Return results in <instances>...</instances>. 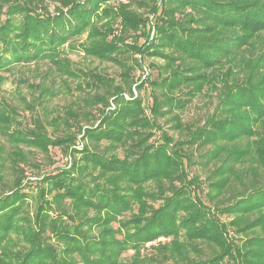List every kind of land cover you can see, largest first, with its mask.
Wrapping results in <instances>:
<instances>
[{
    "label": "trees",
    "instance_id": "1",
    "mask_svg": "<svg viewBox=\"0 0 264 264\" xmlns=\"http://www.w3.org/2000/svg\"><path fill=\"white\" fill-rule=\"evenodd\" d=\"M74 44L117 65L119 80L75 68L63 56ZM146 59L164 64L135 79ZM40 61L48 72H32L41 83L18 81L39 94L24 97L30 113L57 88L91 93L25 126L1 90L5 74ZM147 86L149 114L136 95ZM200 96L213 111L202 125L184 123L181 112ZM166 117L178 139L161 125ZM0 132L13 145L0 147V264H264V0H0ZM22 146L81 157L44 173L34 198ZM207 146L209 205L192 199L201 182L188 172L191 149Z\"/></svg>",
    "mask_w": 264,
    "mask_h": 264
},
{
    "label": "rangeland",
    "instance_id": "2",
    "mask_svg": "<svg viewBox=\"0 0 264 264\" xmlns=\"http://www.w3.org/2000/svg\"><path fill=\"white\" fill-rule=\"evenodd\" d=\"M135 1H141V0H135ZM49 11L51 13H54L55 10V4L50 3L49 4ZM133 8L136 9L138 12L143 13L145 16H149L148 8L146 7H138L136 3L133 4ZM155 35V29L153 27L152 30V36L153 38ZM86 36L82 38V40H76L79 42H82ZM63 56L69 59L73 64L75 68H80L83 70L87 69H97L98 71L109 75L110 77H113L117 80H119L121 69L115 65L112 62L107 61H101L100 59H97L95 57H89L85 55L83 50L78 45H73L68 47L65 46V50L63 52ZM135 58L139 59V56H135ZM154 63L157 67L161 68L164 64L162 60H155V59H146L143 61L142 66L143 68L137 67L135 71L133 72V75L135 79L142 77V79H148L149 75L152 74L153 76H156L157 69H153L148 67L150 63ZM35 68H40L44 72H48L46 70L47 65L45 61H40L37 64H30L29 66H24L21 68L16 69L13 71L12 74H5L8 79L2 86L1 94L3 97L8 100V102L15 106L20 113V120L24 122V125L30 124V118L31 115H40L44 122H50L52 118L56 117L57 115L61 114L66 106H68L71 103H74L81 95H88L91 93V90L89 88H85V90L82 92L80 91H74L73 94L65 93L64 91L58 92L59 89L57 88L55 91L57 93L54 94V97H51L47 103H45L43 106H45L46 109L43 108V106L36 105V109L34 112L30 113L28 111L27 106L23 103L24 97L31 101L34 98L36 99L38 95L33 94L26 86H22L21 88L18 87V81L19 78H27L31 81V83H41L42 78L39 76H36L32 70ZM54 74V73H53ZM46 80L48 84L52 86L54 83H58L59 80H56V78L50 77ZM77 81V80H75ZM60 85V84H59ZM75 86V85H74ZM60 88V86H59ZM136 95L140 96L144 99V105L146 107V110L149 114V109L152 105V98L150 96V88L147 86L145 89H141L140 91H136ZM128 97V96H127ZM47 110V111H46ZM213 111V106L211 103L205 98V97H198L195 100H193L189 106L181 112L182 121L184 123H191L194 125H202L204 123V119L207 116V114L211 113ZM169 117L161 118L160 122L161 125H163V128L171 137H174L175 139H178L180 137V134L174 130L172 127V123L169 122ZM48 130L51 132L52 126L48 125ZM159 132H157V137H159ZM86 142L82 139H78L76 145L74 148L77 151H82L85 147ZM0 147H2L5 152L12 151L13 145L8 141L7 137L2 135L0 132ZM212 146H207L204 149H196L195 147L191 149L192 152V164L188 167V172L190 174V177L193 176L198 177L200 179V187H201V193H198L195 191L194 193H191L192 199L195 197H200L204 203L209 205V202L206 197V193L208 191V182L207 178L210 175L211 172V166L208 165V163L205 161V158L202 156L203 153H205L207 150H209ZM24 151L28 153V156L30 158L29 164H22L26 171V175L30 177L33 182V186L30 187L27 191L30 192L32 196H37L38 192V186H35L36 180H39L42 178V175L45 174H56L59 169L69 168L72 166L73 159H79L81 157V154H77L73 157L67 156L65 151H62L59 148H51L50 153L48 155H45L38 150L23 147ZM121 156V155H120ZM10 165V163H8ZM11 177H8L10 181ZM47 188H49V185H46ZM49 199H51V196H48ZM163 202V200H160L159 202H156L154 204L155 207L160 206V204ZM30 204L32 205V201H30ZM34 207H30L31 214H33ZM133 212H137V207H133ZM131 213H127L125 215V218L128 219L131 217ZM223 222L230 221L231 218L227 216H221L220 217ZM114 227H117L116 224H113ZM169 241V239H162L161 242ZM149 247V245L147 246ZM205 248V246H203ZM207 248H205V252H208ZM144 253H152L151 248H147L144 250ZM207 254V253H206ZM133 255V250H129L123 254V257L125 259L130 258Z\"/></svg>",
    "mask_w": 264,
    "mask_h": 264
}]
</instances>
